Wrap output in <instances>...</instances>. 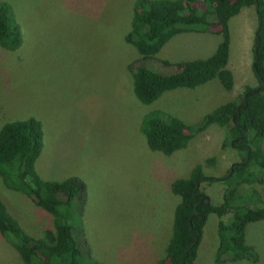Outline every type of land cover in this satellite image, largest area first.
Returning a JSON list of instances; mask_svg holds the SVG:
<instances>
[{
  "label": "rangeland",
  "instance_id": "rangeland-1",
  "mask_svg": "<svg viewBox=\"0 0 264 264\" xmlns=\"http://www.w3.org/2000/svg\"><path fill=\"white\" fill-rule=\"evenodd\" d=\"M0 2L9 5L22 39L14 51L0 47V128L9 122L39 121L43 130L35 161L39 177L46 181L76 178L85 185L83 211L80 216L73 213L70 224L86 264H158L166 256L179 202L171 192L172 182L203 164L205 175L215 181L202 182L200 187L213 204H219L230 188L222 178L242 160L243 152L224 146L226 129L212 125L165 156L148 148L142 119L160 111L191 125L246 87H256L254 7L243 8L229 23L231 90L214 79L194 89L168 91L143 105L133 93L131 66L143 64L172 74L176 62L210 57L220 36L182 33L155 58L141 61L126 42L135 0ZM209 158L214 163L204 164ZM262 177L238 190L244 198L253 197L257 206H264ZM0 200L33 237H43L53 225L50 214L7 189L1 179ZM231 218L229 214L222 220ZM219 220L213 214L208 217L195 264H215ZM247 242L258 253V262L225 264H264V221L248 225ZM20 263L19 255L0 235V264Z\"/></svg>",
  "mask_w": 264,
  "mask_h": 264
},
{
  "label": "trees",
  "instance_id": "trees-1",
  "mask_svg": "<svg viewBox=\"0 0 264 264\" xmlns=\"http://www.w3.org/2000/svg\"><path fill=\"white\" fill-rule=\"evenodd\" d=\"M254 7L257 26L252 48V71L256 87H246L202 119L188 125L165 112L144 115L141 131L151 151L169 156L184 147L196 134L212 125L226 129L224 146L239 148L242 160L222 178L230 186L221 203L207 201L200 187L215 179L197 164L186 178L172 182L171 192L179 199L175 207L171 237L166 256L158 264H195L208 217L217 222L218 245L215 264L249 260L257 263L259 255L247 242V227L264 221V206L254 205L253 197L244 198L240 186L264 180V0H135L134 14L126 42L137 51L141 61L156 57L162 47L182 33L220 36L215 52L206 59L176 62L172 74L157 72L147 65L130 68L133 93L143 105H150L164 93L176 89H194L217 79L225 90L234 86L228 68L231 44L230 20L243 8ZM7 3L0 2V47L18 49L22 39ZM168 65V62H163ZM233 118L236 121L233 122ZM43 130L39 121L5 123L0 128V179L9 190L31 199L51 215L53 225L43 237L29 235L11 217L0 200V235L21 259L20 264H86L83 252L70 224L72 214L80 216L85 201V185L76 178L46 181L35 170L42 149ZM232 147V148H233ZM209 158L204 164H213ZM262 181V180H261ZM231 214L230 222L222 218ZM92 264H103L92 261Z\"/></svg>",
  "mask_w": 264,
  "mask_h": 264
},
{
  "label": "water",
  "instance_id": "water-1",
  "mask_svg": "<svg viewBox=\"0 0 264 264\" xmlns=\"http://www.w3.org/2000/svg\"><path fill=\"white\" fill-rule=\"evenodd\" d=\"M236 121V118H233V122H235ZM233 143H234V141H232V143H231V147H233L234 145H233ZM236 163H233L232 165H231V167H230V169H231V173H232V171H233V166L235 165ZM206 199H207V201L209 202L210 201V199L206 196Z\"/></svg>",
  "mask_w": 264,
  "mask_h": 264
}]
</instances>
